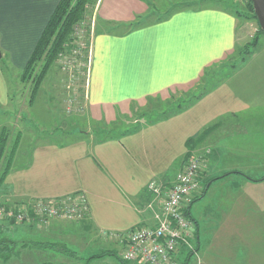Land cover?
<instances>
[{
  "label": "crops",
  "instance_id": "obj_1",
  "mask_svg": "<svg viewBox=\"0 0 264 264\" xmlns=\"http://www.w3.org/2000/svg\"><path fill=\"white\" fill-rule=\"evenodd\" d=\"M58 1L0 0V50L3 54L9 52L8 60L16 69L24 68ZM147 1L153 4L151 0H97L92 9L98 30L90 39L80 101V116L91 130L68 143L40 141L26 150L19 148L18 133L11 168L0 184V199L20 202L81 193L88 206L82 220H51L46 225L50 233L51 225L60 222L80 223L101 234L124 233L136 226L153 224L160 205L159 193L181 169L188 151L187 140L210 127L197 143L198 148L212 153L210 144L216 139L217 158L225 153L236 158V167L215 175L232 172L226 177L234 173L242 177L239 183L231 184L235 188L230 186L229 191L235 196L233 206L243 203L239 189L244 193L246 190V198L250 199L247 188L264 182L260 168L258 177L248 171L247 158L253 154L250 155L249 138L244 136L251 123L264 126V61L257 60L264 55V46L253 51L231 76L224 79L222 74L205 87L204 77L213 75L209 71L237 56L244 44H240L244 36L238 17L217 5L193 4L145 23V16L153 10ZM8 96V81L0 64V108L8 105ZM185 96L188 98L180 102ZM150 108L154 112L146 114ZM255 109L262 120L250 121L255 118ZM14 122L17 120L11 124ZM122 124L124 127H119ZM5 126L0 123V133ZM89 126H98V131ZM16 134L8 141V150ZM206 168L204 180L215 177L206 174ZM152 184L160 191L155 192ZM259 206L264 209V200ZM190 218L196 228L198 254L200 226L191 212ZM232 232H224V241L236 234ZM107 240L103 242L113 249L103 251H113L118 259L108 254L88 261L79 258L74 260L76 264H138L122 260L123 242L113 237ZM221 243L216 246L220 254L216 258L223 254L225 264L239 261L238 256L249 258L248 249V254L242 255L235 244ZM27 248L34 249L25 246L18 255L0 261H18L28 255L24 250ZM213 248L207 245L205 249ZM37 251L44 253L45 258L53 252L65 257L49 248ZM202 255L196 264H206ZM40 258L29 264L60 263ZM244 264H251V259Z\"/></svg>",
  "mask_w": 264,
  "mask_h": 264
},
{
  "label": "rangeland",
  "instance_id": "obj_2",
  "mask_svg": "<svg viewBox=\"0 0 264 264\" xmlns=\"http://www.w3.org/2000/svg\"><path fill=\"white\" fill-rule=\"evenodd\" d=\"M151 1L153 2L155 15L166 13L173 7L192 3H196L198 5L202 2V0ZM227 4H229L232 8H234V5H237L241 11L244 10L242 5L237 4L235 1L227 0ZM237 17L244 36L240 39V44H244L239 47V49H242L246 44H250L251 41L256 40V45L254 47L249 46V49L258 51L264 46V35H257L258 27L260 26L257 25L253 18L245 17L244 13L242 16L237 15ZM94 18V13H90L87 16V20L92 22L93 28L95 27ZM74 27L78 28L79 25L76 24ZM1 54L0 64L3 66L5 72L4 75L7 78L10 77L12 85H15V87L13 86L15 89L11 91V82H8L10 91L8 96L9 103L4 108H0V123L4 122V125H6V131L12 129L10 133L8 132L9 136H7L9 142L11 141V137L13 135L20 133L21 138L19 148L26 150L40 141H51V143H61V141H63L68 143L73 139V137L82 136L91 130H88L85 120H83L80 116L82 113V105L80 104L81 102L79 101V98L82 96V90L84 88L86 72L88 69V63L81 60L83 56H80L78 59H73L72 62L68 61L66 64L67 68L65 69L62 68V63L59 64L57 62L54 72L52 70L47 73V76L39 86V89L31 103L29 101L30 86L21 83L18 79V73L20 70L16 69L9 62V52L6 51V53L3 54L1 51ZM239 59L240 56H234L228 61H225L224 65L221 64L213 67L209 71V74L213 73V75H207L204 77V80L206 79V83L204 80L202 81L205 84V87L215 83V80L217 78H221L220 76L222 74H224V79L231 76V72L245 62H241ZM257 60L264 61V55L258 56ZM232 64H234L235 67H232ZM204 84L202 87H204ZM187 98L188 96H185L181 99V101H179L182 102ZM69 99L72 101L69 102ZM152 110V108L148 109L146 114L154 112ZM257 111V109L253 111L255 118H252L250 121H254V119L262 120V118L257 116ZM142 115H144V112H142ZM241 116L245 117V115ZM14 119L15 121L17 120V122L11 124ZM242 121L245 123L246 120L242 119ZM124 125L125 124H122L119 127H124ZM89 127L98 131L97 128H95L98 126ZM247 129L248 132L244 136L246 139L249 138L248 144L251 147L250 155L253 154L251 157L247 158L250 163L248 171L251 175L258 177L257 168H260L259 170L264 173V126L260 123H251L247 126ZM99 137H102V135ZM241 140L244 144L243 137H241ZM215 141L216 139H214L212 144H210L212 153L207 151L205 152L204 157L205 166L207 167L206 174H212L213 176L219 175L223 172V170L226 171L232 169V167H236L238 164L236 158L232 157V154L230 153L228 155L225 153L223 155L224 157L219 156L217 158ZM203 151L204 149L198 148V144H194L193 148L190 150V155ZM21 158H23V156H21ZM244 159H246V157H244ZM21 161L22 159L19 158V163ZM217 163L218 168L216 167ZM176 172L177 171L174 173ZM204 176L202 175L201 177L202 188L205 186L207 181V179L204 180ZM239 181H242V177H239L235 173L231 176L229 175L227 177L225 176L214 180L208 191L189 204V212H191V215H194L199 222L201 239L200 252L193 255L190 260L191 264H196L197 258H200L202 254V257L204 258L203 261L206 260V264H225L222 260L223 254L222 256H219V258H216V255H220L218 253V247L216 246L221 242H223L221 244H224V242L227 244L233 243L237 247H240L242 255L248 254L245 252L246 249L249 251V258L248 256L246 258H244V256H238L239 261L234 263L231 262L230 264H244V262L250 261V259L251 264H264V209L259 206V204H262L264 200V182L256 183L253 188H247V192L252 195L250 199L246 198V190L244 193L237 187L236 189H239L238 192L241 191L243 203H238L233 206L235 196L233 197L232 191L229 190L231 189L230 186H232L231 184L233 182L239 183ZM198 195H200V193H198ZM50 228L53 230L52 233L48 231L47 226L42 228L40 226L30 227L23 224L2 222L0 219V237L6 241H10V239L15 241V246L17 247L16 250L23 249L24 246L29 243L35 246L34 249H36H32V251L28 248L24 249L26 252L25 254L28 255H22L20 260L18 259V261H12L11 264H29L34 258L37 260L40 257L42 261H59V264H76L74 260H78L79 258L80 260H85L88 256L98 254L105 248L113 249L111 246L109 247L108 244L104 243L105 240L107 242L109 241L107 240V237L103 236L99 232L89 229V226H85L84 228L83 224L80 225V223L70 224L60 222L52 224ZM86 229H89V234L85 233ZM225 231H229L230 234L231 231L235 232L236 234L232 236L236 237L233 238L231 236V238L224 241V239L227 238H223ZM46 243L65 245L67 248L74 251L76 256L74 257L75 259L72 258L71 260L67 257H62L59 254L57 255L54 252L51 254L49 253L50 255H47L48 257L45 258L46 256L44 253L37 251V249L43 250L42 247L47 246ZM194 244L197 246V239L194 240ZM207 245H213L214 248L209 249L208 251L205 249ZM211 250L213 253H209ZM52 251L54 250L52 249ZM109 252L112 253L115 259L119 258L116 253H113V251ZM185 253L186 252H183L180 255L182 259L185 256ZM18 254L19 253L16 255ZM29 254H31V256ZM0 264H2L1 261Z\"/></svg>",
  "mask_w": 264,
  "mask_h": 264
},
{
  "label": "built area",
  "instance_id": "obj_3",
  "mask_svg": "<svg viewBox=\"0 0 264 264\" xmlns=\"http://www.w3.org/2000/svg\"><path fill=\"white\" fill-rule=\"evenodd\" d=\"M242 1V0H237ZM90 28L89 42L84 41V31ZM92 22L83 21L74 29L75 48L60 54L57 62L67 68V62L83 56V62H89ZM83 51V52H82ZM88 67V66H87ZM72 100L69 99V102ZM205 151L196 152L184 160L174 180L159 193V210L154 215V223L136 226L124 233L102 232L105 237H113L123 242L121 257L127 262L138 264H184L188 254L196 255V228L194 221L186 214L194 196L200 193L201 177L206 168ZM151 187L155 192L160 187ZM0 199V219L2 222L44 227L53 219L73 222L86 217L88 206L81 193L69 194L53 199L35 198L25 201H7ZM185 253L183 259L181 254Z\"/></svg>",
  "mask_w": 264,
  "mask_h": 264
},
{
  "label": "trees",
  "instance_id": "obj_4",
  "mask_svg": "<svg viewBox=\"0 0 264 264\" xmlns=\"http://www.w3.org/2000/svg\"><path fill=\"white\" fill-rule=\"evenodd\" d=\"M232 1H235L237 4L242 5L244 10L241 11L237 7V5H234V8L230 7L229 4H227V0H202L201 5L203 6L204 5H217L235 14L236 16L237 15L242 16L244 13L245 17L253 18L258 25L256 16L252 8V4L249 0H242V1L232 0ZM96 2L97 0H59L57 2L54 10L49 16L44 28L41 31L40 36L38 37L34 45V48L29 56V59L27 60L24 68L20 69L18 73V79L20 80V82L25 85L30 86L29 101L31 103L34 99L35 94L37 93L39 89V86L41 85L45 77L47 76V73L52 70L54 72V69H55V66L57 65V60L60 54L69 52L70 50L75 48L76 43H75V36H74V29H75L74 26L76 24L80 25V23L83 21H86V22L88 21L87 16L88 14L92 13V9L95 6ZM207 2H212V3H207ZM147 3L149 4V6H151L153 10L150 11L145 16L144 21H142L145 23L150 22L153 19L163 18L164 16L169 15L171 12L179 8L188 7L193 4H196V3H192V4H185L183 6L173 7L164 14L155 15L153 4L149 1H147ZM139 23H141V21L137 22L135 25ZM97 24L98 23L96 22L94 25L95 27L93 28L92 35L94 34L95 30H98ZM81 28L84 31L83 32L84 41L89 42L90 28L87 25H83ZM126 28H129V26H127ZM258 34L260 36H263V33L260 27H258L257 35ZM255 45H256V40L251 41L250 44L244 45L242 49L240 48L239 51L237 52V56H240L239 61L241 62L245 61L246 58L249 57L253 52V50L249 49V46L254 47ZM231 66L235 67L234 64H232ZM1 70L5 74L2 65H1ZM6 79L8 82H11L10 90L13 91V89H15L13 88V86L15 87V85H12V80L10 79V77L9 78L6 77ZM79 101H81V97L79 98ZM210 129L211 127L205 129L204 131L199 133L196 137L189 138L187 140L186 146L188 148V151L186 152L184 156V160L187 159L189 156H191L190 150L193 148V145L200 142V140L206 136V134L209 132ZM7 134L8 133L6 129L3 127L0 133V184L3 182L4 177L7 175L9 169L11 168L10 166L12 164V153H13L12 149L16 141H18L19 139V135L17 133L16 137H14L13 141L11 142L12 146L8 150ZM61 143H65V142L61 141ZM230 173L232 172L224 173L220 176L208 178L205 186L200 191V195L194 196L191 202L199 198V196L203 195L206 192L208 185L212 183L214 180H217ZM6 193L7 192H5L4 194ZM6 202L7 201H4V202L2 201L3 204L4 203L6 204ZM186 214L190 216L189 207L186 211ZM46 245L47 246H43L42 248L43 249L49 248L50 250L53 249L54 251H57L58 253L62 254L65 257H73V258L76 257L74 251L70 250L63 244L56 245L54 243H48V244L46 243ZM25 246L35 248V246H33L31 243ZM16 248L17 247L15 246V241L11 239L10 241H6L2 237H0V258L4 260L13 255H16L17 253H19V250H16ZM108 254L110 255L112 253L104 250L98 254H92L88 256L87 259L85 260L88 261L91 259L100 258ZM190 257H191V254H188L186 259L184 260V264H188V260ZM50 264H54V263H50Z\"/></svg>",
  "mask_w": 264,
  "mask_h": 264
},
{
  "label": "water",
  "instance_id": "obj_5",
  "mask_svg": "<svg viewBox=\"0 0 264 264\" xmlns=\"http://www.w3.org/2000/svg\"><path fill=\"white\" fill-rule=\"evenodd\" d=\"M252 4V8L254 14L256 16L258 25L264 35V0H249ZM1 51H0V58H1Z\"/></svg>",
  "mask_w": 264,
  "mask_h": 264
}]
</instances>
